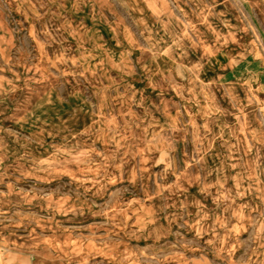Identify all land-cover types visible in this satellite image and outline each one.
Returning <instances> with one entry per match:
<instances>
[{"label":"rangeland","instance_id":"1","mask_svg":"<svg viewBox=\"0 0 264 264\" xmlns=\"http://www.w3.org/2000/svg\"><path fill=\"white\" fill-rule=\"evenodd\" d=\"M0 264H264V0H0Z\"/></svg>","mask_w":264,"mask_h":264}]
</instances>
